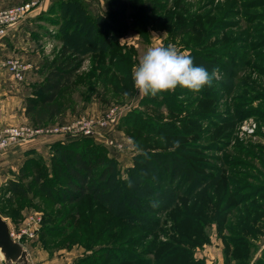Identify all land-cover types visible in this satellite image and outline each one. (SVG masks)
<instances>
[{
  "label": "rangeland",
  "instance_id": "1",
  "mask_svg": "<svg viewBox=\"0 0 264 264\" xmlns=\"http://www.w3.org/2000/svg\"><path fill=\"white\" fill-rule=\"evenodd\" d=\"M81 1L92 18L107 15L114 21L116 35L107 38L110 49L84 50L72 87L60 97L67 105L60 120L121 109L120 122L106 135L120 148L99 136L91 146L106 151L117 178L132 186L133 195L125 198L131 209L145 204L144 215L160 220L153 226L150 219H117L91 198L64 202L67 183L58 160L70 140L52 136L59 139L25 153L9 168L10 179L29 187L26 198L10 200L7 184L0 187L1 212L16 234L40 218L38 237L23 238L31 264H112L107 252L119 264L138 259L158 264L168 252L174 256L170 264L189 257L203 264L206 254L216 264L221 248L226 264H264V0ZM29 19L14 32V41L16 54L30 55L31 66L12 57L27 67L25 77L30 67L36 72L24 106L28 96L42 95L36 86L62 52L66 23L50 8ZM155 41L210 60L209 73L218 69L211 85L199 92L178 86L154 97L141 95L132 68ZM159 132L174 135L158 137ZM176 154L204 175L203 181L190 182L183 171L173 174L164 162ZM166 203L167 212H155L165 211ZM181 212L193 213L194 225V219H181Z\"/></svg>",
  "mask_w": 264,
  "mask_h": 264
},
{
  "label": "trees",
  "instance_id": "2",
  "mask_svg": "<svg viewBox=\"0 0 264 264\" xmlns=\"http://www.w3.org/2000/svg\"><path fill=\"white\" fill-rule=\"evenodd\" d=\"M81 4V0H54L51 4V12L55 13L56 11V13L63 14V21L66 22L65 27H63L64 45L59 58L48 67L49 69L45 78L36 86L42 95L40 97L28 96L26 99L25 114L34 126H45L69 119L67 116L63 120H60L66 115L65 109H67V105L61 102L60 97L66 90L72 87L74 77L81 69L84 61V50L96 52L112 47V45H107L106 42L108 36L113 37L116 35L114 33L116 29L112 26L114 25V21H111L107 15L93 16L92 18L86 6ZM120 4L125 7L123 2H120ZM103 28H105V33L103 32ZM112 40L116 42L114 38ZM193 62L195 65H201L207 69L212 68L210 60L207 61L201 55L198 56V59H193ZM142 128L144 129V127ZM173 135L159 132L157 136L171 137ZM68 142L70 145L61 147L63 148V152L58 160V167L67 183L64 202L78 204L83 199L91 198L94 202L106 208L117 219L128 217L143 222H147L146 220L150 219L151 225L157 226L159 224V218L149 217L152 215H144L148 211L145 204L144 206L142 205L141 210H134L131 209L129 202H125V198L132 194L129 189L132 186L127 188L126 185L128 183H126V180L117 178L114 161L109 158L103 149L92 147V138L82 137L75 140L71 139ZM56 145L59 146L57 143ZM173 158L171 163L169 160L164 162L173 174L178 175L183 171L188 181L195 184L203 181L204 175L198 173L194 166L190 163L188 164L181 155L176 154ZM141 178L144 179V177ZM146 180L147 182L149 181V179ZM149 184L151 185V183ZM41 188H43V185H41ZM7 191L10 192L8 196L10 200L21 199L28 196L29 187L21 181L9 179ZM174 191L176 195V190L172 188V192ZM134 199L138 200L140 196ZM122 204H124L123 207ZM168 208H170V204L166 203L162 206V210L165 209V211H154L160 213L167 212L166 209ZM0 213L3 215L1 209ZM183 213L177 214H179L181 219L188 218L191 222L194 219V222L191 223L194 225L196 221L193 213H188V215H183ZM165 244L170 243L166 242ZM162 245L164 244L155 245V251H158ZM150 253H154V250ZM108 254L112 264H119V261L112 257L111 253L107 252L106 255ZM173 257L168 252L164 260H160L158 264H170ZM82 261L84 260H79L75 264H80ZM131 262H133L132 264L147 263L144 259ZM197 262L194 258L189 257L183 264H201Z\"/></svg>",
  "mask_w": 264,
  "mask_h": 264
},
{
  "label": "built area",
  "instance_id": "3",
  "mask_svg": "<svg viewBox=\"0 0 264 264\" xmlns=\"http://www.w3.org/2000/svg\"><path fill=\"white\" fill-rule=\"evenodd\" d=\"M34 6L35 2H31L0 10V40L8 34V31L14 25L24 19L28 13L32 11ZM3 63L16 80H25V69L27 67L22 65L18 58H7ZM122 116V110L114 106L106 109L103 114L100 115H96L93 112L84 113L66 119L65 121L45 126H34L30 123H24L3 127L0 129V152L14 142L29 141L36 138L52 136H61L62 139L66 140H75L82 137L93 139L96 138V136H99L98 138L100 139L97 140H101V138H103L107 142L105 144L120 148L117 143L107 139L109 137L106 135L114 129V126L118 125ZM254 128L255 125L253 124V128L251 130L253 131ZM34 223V226L27 227L28 229H23L17 234L10 226L12 237L21 242H23V238L26 237H38L40 230V225L38 224L40 223V218L38 216L35 217ZM0 260L4 262L1 250ZM61 264L67 263L64 262Z\"/></svg>",
  "mask_w": 264,
  "mask_h": 264
},
{
  "label": "crops",
  "instance_id": "4",
  "mask_svg": "<svg viewBox=\"0 0 264 264\" xmlns=\"http://www.w3.org/2000/svg\"><path fill=\"white\" fill-rule=\"evenodd\" d=\"M37 1L38 0H36V2ZM53 1L54 0H41L40 2L36 3L32 11H30L28 15L19 23L14 25L8 31V34L0 40V129L19 123L21 124L30 122L29 118L25 114V106L23 100L26 95L25 93L28 92L27 85H29L30 78L31 80H33L32 74L36 72L30 67L29 71L26 74L25 80L23 82L17 81L7 70L6 66L3 63V60L12 57H18L25 62L30 58V55L21 56L16 54L15 51L17 50V41H14V38L16 37V34H14V32L17 30V28L20 27V25L26 24L30 20L29 17L32 16V14H34L35 12L45 9L47 10L48 8H50ZM18 2L19 0H0V10L16 6L18 5ZM25 63L30 65L31 62L28 60ZM57 137L56 139H54L53 137H51L53 139H48L50 137H44L29 141L14 142L3 149L0 152V187L6 185L8 180L10 179L11 170H9V168H15V166L20 163L25 153L35 149H43L46 144H51L54 142L53 140L59 139ZM215 252L219 258L216 264H226L223 255L224 253H222V248ZM221 253L222 256L220 255ZM200 259L203 264H212V261L207 257V254L206 256L201 255ZM58 261H54L51 264H58ZM31 263L32 258L30 255V264ZM42 264H49V262H44Z\"/></svg>",
  "mask_w": 264,
  "mask_h": 264
},
{
  "label": "clouds",
  "instance_id": "5",
  "mask_svg": "<svg viewBox=\"0 0 264 264\" xmlns=\"http://www.w3.org/2000/svg\"><path fill=\"white\" fill-rule=\"evenodd\" d=\"M218 69L212 73L197 66L188 52H182L173 44L164 45L155 41L143 53L139 62L132 68L135 88L143 96H156L158 93L174 91L178 86L193 92L210 86ZM179 147V141L174 142Z\"/></svg>",
  "mask_w": 264,
  "mask_h": 264
},
{
  "label": "water",
  "instance_id": "6",
  "mask_svg": "<svg viewBox=\"0 0 264 264\" xmlns=\"http://www.w3.org/2000/svg\"><path fill=\"white\" fill-rule=\"evenodd\" d=\"M0 250L4 264H30L28 247L11 235L8 220L0 213Z\"/></svg>",
  "mask_w": 264,
  "mask_h": 264
},
{
  "label": "bare ground",
  "instance_id": "7",
  "mask_svg": "<svg viewBox=\"0 0 264 264\" xmlns=\"http://www.w3.org/2000/svg\"><path fill=\"white\" fill-rule=\"evenodd\" d=\"M2 257H3V255H2ZM4 258V257H3Z\"/></svg>",
  "mask_w": 264,
  "mask_h": 264
}]
</instances>
